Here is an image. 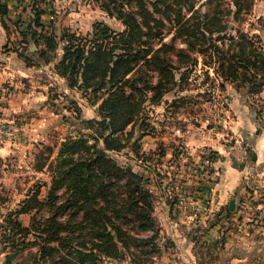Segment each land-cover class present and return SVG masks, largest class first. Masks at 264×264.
<instances>
[{
    "label": "rangeland",
    "instance_id": "1",
    "mask_svg": "<svg viewBox=\"0 0 264 264\" xmlns=\"http://www.w3.org/2000/svg\"><path fill=\"white\" fill-rule=\"evenodd\" d=\"M144 2L163 20L157 36L150 35L145 42L157 47L162 40L166 41L170 46L165 54L175 64L176 48L185 47L180 36L173 39L175 30L184 21L188 24L196 19L201 23L199 31L229 54L256 59L257 54L251 48L254 41L258 48H253L264 56V0ZM0 3L6 4L5 13L0 9V94L5 92L0 95V106L8 103L7 94L12 95L19 88L9 77L22 80L23 72L33 69L36 70L33 74L45 83L42 87L47 93L45 102L58 113L41 130H28L25 126L17 156L12 152L0 155V212L19 208L27 194L36 189L43 199L48 186L52 185L50 181L57 169L62 142L78 138V144L103 148L107 156L141 176L151 203L145 213L150 216L152 225L139 229L130 223L126 228L139 232L142 237H152L154 242H140L139 247L131 245L128 250L119 247L115 256H102L97 252L95 260L82 261L78 252L67 254L74 264H189L191 253L197 255L200 262L215 258L225 249V241L230 237H251L259 239L260 244L264 242V85L259 92L250 91L240 67L233 70L234 76L224 79L215 61L203 66L201 54L193 49L190 53L198 59L195 66L172 68L176 78L182 70L189 77L180 85L177 79L158 100L146 99L134 121L123 131L113 134L118 141L112 143L118 146L105 148L102 138L97 137L101 130L99 124L86 121L103 118L98 110L100 99L99 103H93V95L89 93L91 87H71L66 80L63 84L51 77L48 68L54 66L63 52L61 37L57 36L59 42L55 50L39 56L30 53L42 46L36 44L31 35L33 30L60 34L68 29L78 36L83 35L89 42L91 37L87 33L97 22L120 32L124 29L121 16L131 12L140 19L136 1L0 0ZM37 11H42L43 27L34 21ZM22 31L28 32L26 38ZM257 34L263 37L262 43L254 38ZM243 37L248 38L250 44H243ZM118 43L126 45V41ZM141 48L147 47L132 42V52L142 54ZM212 50L211 45L210 52ZM26 55L29 58L25 59ZM46 58L49 61H45ZM140 60L136 72L142 83L141 78L149 77L146 72L151 76L157 72L148 70L144 59ZM224 63L229 72L232 67ZM22 82L23 87H29V81ZM37 117L51 118L49 114ZM11 118L25 122L22 115L16 113ZM50 124L56 126L50 127ZM86 152L80 147V153ZM77 155L71 156L77 158ZM215 190L224 193L221 202L216 199ZM54 193V205L71 196V191L60 184ZM231 198L235 199L233 209L228 206ZM51 206L21 214L22 224L29 226L33 217L41 221L51 214ZM67 208L60 212L63 219L70 213ZM131 213L126 215L131 217ZM26 240L31 243L16 252L7 264H55L53 261L64 254L52 244L46 253H41L39 245L32 243L37 240L33 231ZM1 247L0 264H5V252ZM146 250L154 252L145 253Z\"/></svg>",
    "mask_w": 264,
    "mask_h": 264
},
{
    "label": "trees",
    "instance_id": "2",
    "mask_svg": "<svg viewBox=\"0 0 264 264\" xmlns=\"http://www.w3.org/2000/svg\"><path fill=\"white\" fill-rule=\"evenodd\" d=\"M135 1L140 19L131 12L121 16L124 29L120 32L97 22L93 30L87 33V36L91 37L89 42L83 35L78 36L68 29L60 34L33 30L31 35L34 42L42 46L30 53L31 55L37 53L39 56L49 50H55L59 42L56 40L57 36L61 37L63 52L54 63V70L65 78L68 86L85 89L91 87L89 93L93 95V103H99L100 99L98 110L103 117L102 120L92 118L86 121L99 124L101 130L97 137L102 138L105 148L118 146L112 143L118 141L113 134L123 131L134 121L143 109V102L146 99L158 100L177 79V84L180 85L189 77L182 70L176 78L173 69L195 66L198 59L191 55L193 49L201 54L203 66L215 61L224 79L234 76L233 70L240 67L242 68L240 73L249 90L252 92L262 90L264 56L258 49H254L258 48L257 45L255 47L254 41L251 42V48L254 54H257L256 59L251 60L245 55L238 57L221 49L216 41L210 40L206 33L199 31L201 24L199 19L189 21L188 24L184 21L175 30L176 34L173 37L175 39L180 36L185 42V47L176 48L175 64L165 54L166 48L170 46L166 41L162 40L157 47L152 42L149 44L145 42L146 37H151L150 35L155 37L160 32L158 27L162 24V16L154 15L144 0ZM0 9L5 13L6 4L0 3ZM40 12L42 11L36 12L34 21L43 27ZM27 33L22 31L25 38ZM254 38L263 42V37L259 34ZM243 40V44H250L248 38L243 37ZM118 41H126V45L119 44ZM132 42L146 45L147 48H141L142 54L140 51L132 52ZM28 55L24 58H29ZM140 59H144L148 70L157 72L155 76L146 72L149 77L141 78L142 83L136 72L142 62ZM45 61H49V58ZM224 62L228 63L229 68L232 67L229 72L228 67H224ZM237 63L238 65H235ZM206 73L208 75V72ZM78 142V138H69L62 142L58 150L57 169L50 181L52 185L48 186L43 199L39 198L40 190L36 189L27 194L19 208L6 213L0 212V245L5 252V264L16 252L31 243L26 240L31 231L37 239L32 243L39 245L41 253L44 254L51 248L49 244L55 245L52 247L64 253L59 260L53 261L55 264H74L72 259L66 257L72 252H78L82 261L86 258L95 260L97 252L102 256H115L119 247L128 250L131 245L139 247L140 242H154L152 237H142L139 232L126 228L130 223L132 227L139 229H146L152 225L150 216L145 213L150 209L151 203L148 190L142 185L141 176L107 156L103 148L93 144L80 145ZM80 147L87 152L80 153ZM72 154L79 155L73 158ZM62 166L64 168H59ZM59 184L70 190L71 196L64 202L54 205L56 198L54 190ZM45 205H52L50 215L41 221L33 217L29 226L22 224L21 214L29 213L35 208L38 211ZM65 207H68L70 213L63 219L60 212ZM127 212H133L134 215L131 213L132 216L129 217L126 215ZM80 248L83 250H79ZM151 252L154 251H145Z\"/></svg>",
    "mask_w": 264,
    "mask_h": 264
},
{
    "label": "crops",
    "instance_id": "3",
    "mask_svg": "<svg viewBox=\"0 0 264 264\" xmlns=\"http://www.w3.org/2000/svg\"><path fill=\"white\" fill-rule=\"evenodd\" d=\"M48 69L50 70L51 77L55 78L59 82H62L63 84H66L65 78L59 75L54 70L53 66L49 67ZM35 71L36 70L33 69H27L24 72L22 71L24 73L23 77H27H21L20 79H22L25 83L29 81V87H23L22 80L15 81L14 78L9 77L10 81H13L15 86L19 88L16 89L12 95L10 93H6L7 96H5V98L9 99L7 101L8 103L5 104L4 107L0 106V121L8 120L11 115L16 113L22 115V118L25 120V126L28 128V130L29 128L41 130L49 125L52 119L54 120V116H56L58 113L48 107V103L45 102L44 97H47V93H45V90L42 88L45 83L41 82L36 74H33ZM11 73L13 74V71H9V74ZM53 73H56V75ZM1 93L5 94V92ZM1 98L3 100V96H1ZM41 114H49L51 116L50 120L38 118L37 116ZM24 116H27V118H24ZM52 126H56V124H50V127ZM10 152L11 150L7 144L0 146L1 156L5 155L3 153ZM13 155L17 156V153H13ZM214 194L216 199L219 198V202H221L222 198L224 197V193L221 190H215ZM210 195L211 194H209V196ZM258 241L259 239L254 240L251 237H246L245 239H241L239 237H230L225 241V249L219 252L218 256L211 259L210 261L207 260L200 262V258L194 253H191V256L188 258V262L189 264H264V242L260 244L261 242ZM248 242H251V245H249Z\"/></svg>",
    "mask_w": 264,
    "mask_h": 264
},
{
    "label": "built area",
    "instance_id": "4",
    "mask_svg": "<svg viewBox=\"0 0 264 264\" xmlns=\"http://www.w3.org/2000/svg\"><path fill=\"white\" fill-rule=\"evenodd\" d=\"M25 131V122L20 118L0 121V146L7 144L11 152L18 155Z\"/></svg>",
    "mask_w": 264,
    "mask_h": 264
},
{
    "label": "water",
    "instance_id": "5",
    "mask_svg": "<svg viewBox=\"0 0 264 264\" xmlns=\"http://www.w3.org/2000/svg\"><path fill=\"white\" fill-rule=\"evenodd\" d=\"M234 205H235V199L234 198H231L229 200L228 206H229L230 209H233L234 208Z\"/></svg>",
    "mask_w": 264,
    "mask_h": 264
}]
</instances>
